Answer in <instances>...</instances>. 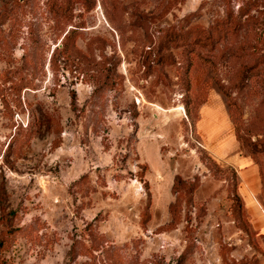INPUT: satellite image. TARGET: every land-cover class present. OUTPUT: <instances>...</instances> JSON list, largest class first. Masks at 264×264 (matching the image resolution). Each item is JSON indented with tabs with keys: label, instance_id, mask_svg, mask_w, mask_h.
<instances>
[{
	"label": "rangeland",
	"instance_id": "374dc122",
	"mask_svg": "<svg viewBox=\"0 0 264 264\" xmlns=\"http://www.w3.org/2000/svg\"><path fill=\"white\" fill-rule=\"evenodd\" d=\"M237 156L264 0H0V264H264Z\"/></svg>",
	"mask_w": 264,
	"mask_h": 264
},
{
	"label": "crops",
	"instance_id": "0c3cea01",
	"mask_svg": "<svg viewBox=\"0 0 264 264\" xmlns=\"http://www.w3.org/2000/svg\"><path fill=\"white\" fill-rule=\"evenodd\" d=\"M211 104H213V102H210L209 100L202 107L201 113L208 110L211 107ZM232 162L243 170V172L241 173V177L244 183V187L241 194L243 196L247 208H249L253 212L252 214L257 217V220L260 221V223L258 222V224L264 225L263 219L259 217L262 215L261 212L264 214L263 209H261L262 211L260 212L259 209H257V207H255V205L253 204V200L256 201V188L254 186V181L256 177L255 168L252 166L251 161L249 159H244V157L237 156L236 158H233ZM243 194L247 196L245 197Z\"/></svg>",
	"mask_w": 264,
	"mask_h": 264
}]
</instances>
